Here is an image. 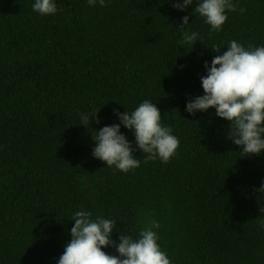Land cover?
Wrapping results in <instances>:
<instances>
[{"label": "trees", "instance_id": "obj_1", "mask_svg": "<svg viewBox=\"0 0 264 264\" xmlns=\"http://www.w3.org/2000/svg\"><path fill=\"white\" fill-rule=\"evenodd\" d=\"M237 2L246 11L210 32L195 5L181 12L171 0H57L61 11L44 17L33 0H0V264H56L81 208L117 220V241L118 231L135 236L143 217L159 221L172 264H264V194L255 191L264 152L241 156L214 109L185 111L203 94L204 62L227 50L211 46L264 45V0ZM184 15L203 41L191 51L179 44ZM145 99L180 139L177 155L144 163L137 150L139 168L105 166L92 155L93 128ZM96 110L99 125L80 124L81 111Z\"/></svg>", "mask_w": 264, "mask_h": 264}, {"label": "clouds", "instance_id": "obj_2", "mask_svg": "<svg viewBox=\"0 0 264 264\" xmlns=\"http://www.w3.org/2000/svg\"><path fill=\"white\" fill-rule=\"evenodd\" d=\"M110 3L111 0H87L90 7H107ZM171 3L181 12L195 5L192 13L204 19L210 32L222 30L229 12L246 11L238 6L237 0H171ZM31 7L41 17L55 16L61 11L57 0H33ZM180 19L179 44L191 51L197 41L203 42L202 38L198 31L188 30L189 15ZM224 47L227 50L223 54L215 55L210 63L204 62L206 74L200 76L203 94L188 98L185 111L195 114L214 109L216 116L229 122L228 138L239 146L241 156L259 155L264 152V45L246 47L231 40L227 46L210 48L220 53ZM98 110L81 111L80 124L88 128L94 119L99 125ZM113 113L118 123L92 127L95 134L91 133L92 155L105 162V166L123 173L133 171L141 165V160L133 155L137 150L142 153L144 163L159 160L166 164L177 155L180 139L170 126L162 123L161 110L154 101L145 99L132 111L114 108ZM122 126L132 133L134 141L121 131ZM255 191L264 194V182ZM260 211L264 213V207ZM70 219L74 220L71 238L56 264H172L159 243L161 224L150 216L141 219L143 227L135 236L118 231V241L112 238L117 232L114 218L94 216L81 208L72 212ZM259 228L264 230V220H260ZM108 247H114L118 255L104 251Z\"/></svg>", "mask_w": 264, "mask_h": 264}]
</instances>
